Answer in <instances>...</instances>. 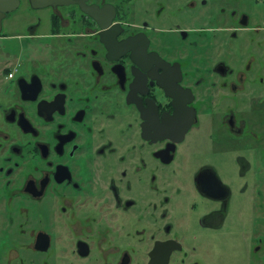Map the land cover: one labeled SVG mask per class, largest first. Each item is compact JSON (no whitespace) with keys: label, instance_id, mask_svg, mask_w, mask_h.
Wrapping results in <instances>:
<instances>
[{"label":"flooded vegetation","instance_id":"obj_1","mask_svg":"<svg viewBox=\"0 0 264 264\" xmlns=\"http://www.w3.org/2000/svg\"><path fill=\"white\" fill-rule=\"evenodd\" d=\"M0 42L13 258L264 264V0H19Z\"/></svg>","mask_w":264,"mask_h":264},{"label":"rangeland","instance_id":"obj_2","mask_svg":"<svg viewBox=\"0 0 264 264\" xmlns=\"http://www.w3.org/2000/svg\"><path fill=\"white\" fill-rule=\"evenodd\" d=\"M3 45L9 47L11 44L0 42V46ZM193 148H195L194 152L197 153L195 155L194 163L191 162V159H187L186 161H184V163L186 164V168L190 167V171H194L198 163L203 162V156L212 158V155L210 156L208 154L211 152V149L206 150L198 145H195ZM222 157L224 158L223 160L215 158V160H213V163L218 168L220 175L222 177H225L227 181L231 182L233 180V177H237V169L235 163L231 159L233 155H231L230 153H224ZM186 168L184 173H187ZM181 173L184 175L183 172ZM13 217L15 219L16 224L14 226H10V215L5 209L4 204H0V264H21L18 259L13 258V253L10 252L14 243V241H12L11 239L25 238L26 236L18 228L19 222H21L22 215L13 214Z\"/></svg>","mask_w":264,"mask_h":264},{"label":"water","instance_id":"obj_3","mask_svg":"<svg viewBox=\"0 0 264 264\" xmlns=\"http://www.w3.org/2000/svg\"><path fill=\"white\" fill-rule=\"evenodd\" d=\"M19 0H0V31L2 28V20L8 13L16 10Z\"/></svg>","mask_w":264,"mask_h":264}]
</instances>
